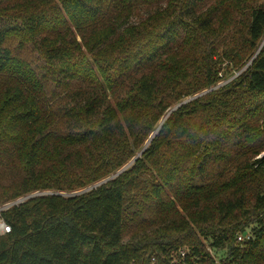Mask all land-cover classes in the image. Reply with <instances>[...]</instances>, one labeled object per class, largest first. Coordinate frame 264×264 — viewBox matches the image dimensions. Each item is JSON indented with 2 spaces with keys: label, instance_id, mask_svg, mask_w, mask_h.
I'll use <instances>...</instances> for the list:
<instances>
[{
  "label": "trees",
  "instance_id": "1",
  "mask_svg": "<svg viewBox=\"0 0 264 264\" xmlns=\"http://www.w3.org/2000/svg\"><path fill=\"white\" fill-rule=\"evenodd\" d=\"M263 152L264 0H0V264H264Z\"/></svg>",
  "mask_w": 264,
  "mask_h": 264
},
{
  "label": "water",
  "instance_id": "2",
  "mask_svg": "<svg viewBox=\"0 0 264 264\" xmlns=\"http://www.w3.org/2000/svg\"><path fill=\"white\" fill-rule=\"evenodd\" d=\"M215 88V87H214ZM211 89H213V88H211ZM210 89V90H211ZM209 90H206V91H204V92H202V93H200V94H197L196 96H199V95H202V94H204V93H206V92H208ZM196 96H194V97H196ZM193 97V98H194ZM190 99H192V98H189V99H187V100H184V101H182L181 103H179V104H177L175 107H173L169 112H168V114L165 116V118L162 120V122H161V124L164 122V120L167 118V116L174 110V109H176V108H178L181 104H183V103H185V102H187V101H189ZM161 124L159 125V127L161 126ZM159 127H158V129H159ZM157 129V130H158ZM156 130V131H157ZM156 131L152 134V136L150 137V139L148 140V143L150 142V140L153 138V136H154V134L156 133ZM144 149H145V147L143 148V150L142 151H144ZM142 151L131 161V162H129V164H127L124 168H122L121 170H119L116 174H114V175H112V176H110V177H108V178H106V179H104V180H102L101 182H99V183H97V184H95V185H93V186H90L89 188H87V189H85V190H83V191H86V190H89V189H92L93 187H96V186H98L99 184H102V183H104V182H106V181H108V180H110V179H112V178H114V177H116V176H118L122 171H124V169H126L138 156H140V154L142 153ZM49 193H56V192H50L49 191ZM48 193V194H49ZM44 193H42V195H43ZM33 196H36V194H30V195H28V196H25L24 198H21V199H19V200H17V201H15V202H12L11 203V205L12 204H19V203H21V202H24L26 199L25 198H30V197H33ZM24 199V200H23Z\"/></svg>",
  "mask_w": 264,
  "mask_h": 264
},
{
  "label": "built area",
  "instance_id": "3",
  "mask_svg": "<svg viewBox=\"0 0 264 264\" xmlns=\"http://www.w3.org/2000/svg\"><path fill=\"white\" fill-rule=\"evenodd\" d=\"M13 205V204H12ZM11 206V203L0 205V234H5L10 232L12 226L10 223L7 222L5 219L3 212ZM241 238V236H240Z\"/></svg>",
  "mask_w": 264,
  "mask_h": 264
},
{
  "label": "rangeland",
  "instance_id": "4",
  "mask_svg": "<svg viewBox=\"0 0 264 264\" xmlns=\"http://www.w3.org/2000/svg\"><path fill=\"white\" fill-rule=\"evenodd\" d=\"M144 12H145V10H143L142 11V15H138V16H136V17H134V20H138L141 16H143L144 15ZM221 74V73H220ZM222 75V74H221ZM236 75V74H235ZM235 75L233 76V77H235ZM223 77H224V75H222ZM232 77V78H233ZM232 78H230V79H232ZM229 79V80H230ZM228 80H225V79H223V80H221L220 81V83L221 84H224L225 82H227ZM220 84V85H221ZM189 98H191V97H189ZM188 98V99H189ZM264 153V152H263ZM49 191L50 192H52L51 190H46V191H35V192H32V193H29V194H27V195H23V196H20V197H18V198H16L15 200H12V201H9L10 203H12V202H15V201H17V200H19V199H21V198H24L25 196H28V195H30V194H36V195H40V194H42V193H44V194H48L49 193ZM25 199H28V198H25ZM24 200V199H23ZM7 204V203H6ZM174 261H176L177 260V256L176 255H174V259H173Z\"/></svg>",
  "mask_w": 264,
  "mask_h": 264
}]
</instances>
